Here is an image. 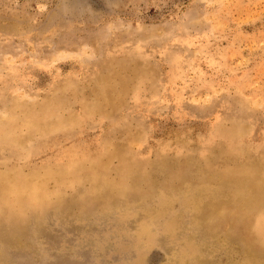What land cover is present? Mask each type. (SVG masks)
<instances>
[{
	"label": "rangeland",
	"instance_id": "obj_1",
	"mask_svg": "<svg viewBox=\"0 0 264 264\" xmlns=\"http://www.w3.org/2000/svg\"><path fill=\"white\" fill-rule=\"evenodd\" d=\"M263 226L264 0H0V264H264Z\"/></svg>",
	"mask_w": 264,
	"mask_h": 264
},
{
	"label": "bare ground",
	"instance_id": "obj_2",
	"mask_svg": "<svg viewBox=\"0 0 264 264\" xmlns=\"http://www.w3.org/2000/svg\"><path fill=\"white\" fill-rule=\"evenodd\" d=\"M91 107L92 108H94V106L93 105H91ZM15 108V107H14ZM22 116V115H21ZM37 116V115H36ZM35 116V117H36ZM38 116H39V114H38ZM41 116H43V115H41ZM31 117V116H30ZM8 118V117H7ZM31 119V118H30ZM29 119V120H30ZM20 120V119H19ZM28 120V121H29ZM34 120H36V119H33V121ZM31 121V120H30ZM74 158H76V156L74 157ZM71 160V159H70ZM9 174L10 173H8V176H9ZM31 175H29V178H28V180L26 179V180H24V182L21 180V179H19L17 176H16V178L14 179V181H13V183L18 179V183L19 184H23L24 186H25V189H26V192L25 193H30L29 191H34V194L35 195H38V190H39V188H42V186L40 185V184H37V183H34L33 181H35L33 178H32V176L34 177V173L32 174V173H30ZM4 176H6V177H8L7 176V174H3ZM59 176H61V175H59ZM10 177H14V176H10ZM31 178V179H30ZM36 178V177H35ZM56 178L58 179V175L56 176ZM25 179V178H24ZM30 186H32V187H30ZM30 188V189H29ZM29 189V190H28ZM38 189V190H37ZM35 198H37V197H35ZM38 199V198H37ZM262 220V219H261ZM260 221V220H259ZM253 225V224H252ZM262 225V224H261ZM264 227V226H263ZM262 230V229H261ZM244 233V232H243Z\"/></svg>",
	"mask_w": 264,
	"mask_h": 264
}]
</instances>
